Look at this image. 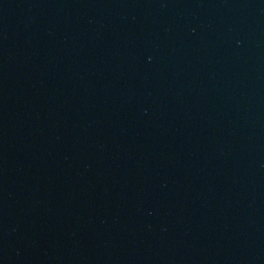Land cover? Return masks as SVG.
<instances>
[{
  "label": "water",
  "instance_id": "water-1",
  "mask_svg": "<svg viewBox=\"0 0 264 264\" xmlns=\"http://www.w3.org/2000/svg\"><path fill=\"white\" fill-rule=\"evenodd\" d=\"M117 264H264V0H109Z\"/></svg>",
  "mask_w": 264,
  "mask_h": 264
}]
</instances>
